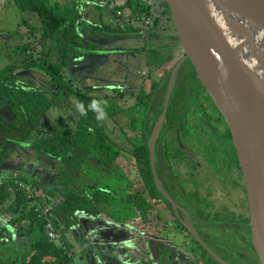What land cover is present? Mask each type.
<instances>
[{"label": "trees", "instance_id": "obj_1", "mask_svg": "<svg viewBox=\"0 0 264 264\" xmlns=\"http://www.w3.org/2000/svg\"><path fill=\"white\" fill-rule=\"evenodd\" d=\"M10 1L21 13L19 25L28 30L30 37L37 35L34 40L40 44V50L36 57L32 54L23 57L21 65L0 71V142L5 145L0 147V169L33 135L51 108H59L73 100L76 117L73 129L55 125L50 136L38 138L31 147L28 159L43 156L50 162H57L61 173L54 181L43 186L37 180L29 182L27 175L19 171L3 177L0 216L9 215L10 220L0 229V248L12 240L22 246L14 260L3 259L0 255V264H74L75 255L65 234L84 228L81 217L88 220L87 238L94 239L90 236L100 229L106 230L107 239L113 238L110 244L115 263L149 264L152 258H145L151 257L147 233L154 235L158 217L156 208L165 202L155 187L149 161L151 131L135 133L131 140L130 137L115 140L97 118L99 114L115 118L114 109L107 108L111 102L95 101L88 96L99 88H75L71 75L72 68L81 65L84 58L104 55L99 44L88 37L96 39L94 34H104L108 29L83 21L84 5L73 3L71 9L63 10L48 0ZM118 9L129 18L150 16V7L144 0H126ZM33 16L39 20V26H32L30 18ZM153 23L157 24L156 19ZM111 31L132 34L138 29L127 26ZM30 46L17 47L25 53L30 51ZM170 59L169 56L164 61ZM16 69L34 70L42 79L33 78L36 83H30L31 78L17 76ZM179 82L180 75H177L176 88ZM171 95L168 107L175 96ZM169 109L165 114L164 129L176 128L180 118L174 109ZM133 127L130 125L131 129ZM229 137L231 139L230 133ZM232 152L236 157L234 150ZM20 182L32 188L34 202L28 200L27 194L18 187ZM38 191L43 192L50 207L49 218L60 233L61 239L57 243L47 240L44 219L38 218L34 211L35 207L41 206Z\"/></svg>", "mask_w": 264, "mask_h": 264}, {"label": "rangeland", "instance_id": "obj_2", "mask_svg": "<svg viewBox=\"0 0 264 264\" xmlns=\"http://www.w3.org/2000/svg\"><path fill=\"white\" fill-rule=\"evenodd\" d=\"M48 1L51 4H56L58 7H60L63 10L67 9V7L68 9H71L73 3H75L73 0H68V2L70 1L69 3L67 2V0H48ZM109 1H112L118 7H121L124 5L125 3L124 1L126 0H118V1L109 0ZM84 9H86V13H85L86 18L89 16H90L89 18L92 17L94 18V19L92 18L95 21L94 26L100 27L103 25L108 30L107 32H104V34H98V33L94 34L96 39L88 37L91 41L97 42L99 44V47L104 52V55L93 58H84L82 60L83 62L81 61L82 62L81 65H79L78 67H73L72 68L73 73L71 74L73 75L75 80V82H73L74 84L73 86L75 88H77L78 86L79 89H84L87 86L103 87L106 85L107 87V83L109 82V84L113 86V88L115 89L107 90L102 88L103 90L101 89L99 91L92 92L88 96L94 98L95 101L97 100L99 102H111L112 104L110 103L109 105H107V108L110 110L114 109L117 115L115 116L114 119H109L106 116H102L99 114L97 118L102 122L105 130H107L115 140H126L128 137H130V140L134 139L135 133L138 132L141 133L142 131L143 128L142 123H144L146 117L145 106L148 104L143 102L137 105L139 101L135 99V97L139 96L140 98L139 100H141V98L144 95H142L143 93L139 94V92L140 90H142L140 85L142 84L143 78L146 77V79H148L150 78L149 76L156 78L153 69H155L157 67V64L161 62L162 57H165L167 54H169L172 51L171 49L173 48L174 43L176 44V46L178 45L175 38L174 29L170 22L168 24L164 23L165 25L164 29L170 27V30L169 31L164 30L162 32L158 30L159 24L155 25L153 23V30H152L153 32H152L151 28L149 27V21H148V25H145V23H143L142 25L140 24L137 25L136 23L132 22L130 27L133 29H138V32L136 33L137 36L135 35L131 37H125L123 39L122 37L126 36L127 34L126 35L115 34L111 30L113 28L124 29L127 23L115 19L113 14H112L113 23H110L111 21L109 22L107 20V14L110 12L100 7L84 4ZM83 15H84V11H83ZM21 20H22L21 13L17 10L13 2H11L10 0H0V71L8 66L17 67L21 65L23 57H27L29 54H32L34 57H36L37 53L40 50V44L36 40H34L35 37H37V35L34 38L30 37L28 30L22 25H19ZM30 20L32 26L40 25L39 20L36 17L33 16L32 18H30ZM83 21L87 23L86 19H83ZM117 22H119L120 24H118ZM150 23H152L151 20ZM157 30L158 33L156 32ZM16 32L19 33L18 36H16L17 35ZM143 34L149 37L152 36V34H155V37L157 38L159 36L160 39H158L157 42L151 41L149 37L144 38L142 36ZM138 36L140 38L143 37L142 38L143 41L140 40ZM166 36H172L174 38V41L166 40V39L163 40L164 39L163 37ZM23 44H30L31 45L29 49L30 51L25 53L21 52L20 47L18 48L17 46H21ZM145 44L148 45V47H153L156 44L155 45L156 48L154 47V50L155 49L158 50L156 56L152 55V58L155 60L152 59L153 60L151 64L152 70H150L152 71V73H150L148 76L143 71H140L141 69H145L147 67L146 58L144 57L143 54H141V51L142 49H144ZM179 57H181V55ZM173 66L174 63L168 65L167 68L169 72L172 71ZM14 72L17 76H23V77L31 76L34 79L37 78V80L39 81L40 79H42L40 74L34 72V70L31 69L28 70L16 69ZM34 79H32L33 83L35 82ZM183 84L184 83L182 81V85ZM81 86L83 87L81 88ZM156 89L150 88L149 95L151 96L152 94H154V91L156 94ZM174 89L176 92L174 91ZM171 94H170L171 96L174 95L175 96L174 98H172L173 102L171 103L170 101L169 107L167 106V108H170L169 110L174 109L173 106L175 101L177 100L176 96L178 95V89L176 88V83L175 85L173 84L172 86ZM146 99L145 101H149V96L146 97ZM72 106H74V101L70 100L66 102V105H62L59 108L58 107L51 108V110L48 112L46 117L41 120L36 130L34 131L33 135H31L26 140L24 145L20 146L16 150V152L10 157V159L7 162L8 170L14 169L12 172L19 171L20 174L27 175L29 182H31L32 180H37L43 186L48 185L50 182L54 181L61 173V169L57 164V162H50L43 156H40V158L32 157L29 159L28 157H30L29 153L31 151V147L34 141L37 140L38 138H46L50 136L53 132V128L55 125H62L63 127L71 126V129H73V126L75 125L76 116H75V112L72 109ZM216 112L218 113V111ZM190 113L191 112H188L189 116ZM196 113L197 115H199V118L205 120L206 117L204 115L205 113L201 114L200 111L198 110H196ZM170 114L168 116H170ZM6 117L8 118L9 114ZM210 117H211V124L217 126L219 128V131H221L223 127L227 128L223 120L221 121L215 120L214 112L210 115ZM152 119L151 121H149V128L152 127V125L154 124V120ZM190 122L192 123V120ZM193 122H197L196 124L192 123V126L195 128L194 130L197 131H195L192 135L183 138L182 140H184V142L180 143V145L185 146L184 148L186 149L187 155L192 157L195 162L197 161V163H199L201 167L203 166V164L206 167L207 165H209L208 170L211 173L210 176L211 180L206 184L205 186L206 189L202 190V193L206 194V192H209L210 188L207 185H209L210 182L214 183L215 191H213L212 193L215 192V197L216 199H218L217 204L218 205L222 204V207L218 208V211L224 212L222 214L224 216L227 215L225 216V219H227L229 222L233 221L232 224H238V223L249 224V207H248L247 196H246L241 173L238 177V180L234 182V177H232V175L228 173V171H225L223 167L217 169L218 162L216 160V156L220 155L218 139L215 136H213L211 132L206 130L204 126L200 124L202 122L195 119H193ZM132 124L134 126L133 129L130 128V125ZM2 146L5 145L0 142V147ZM212 150L215 151L214 156L212 154ZM172 163H173V172L175 178L177 180L182 181L183 184L182 183L180 184L182 189L188 195H192L195 190L192 185H189L190 181L188 179L191 174L189 172V165H187V163L184 162V160H181L179 158L172 160ZM125 166H127V164H125ZM125 169L128 170V168ZM223 172L225 173L224 178H222L221 175H220L221 177L219 176V174H222ZM7 173H8L7 170L3 171L4 176H7ZM37 195L41 205H46V200L43 192L38 191ZM204 196L207 198L208 201L212 200L211 195L210 196L204 195ZM163 217L164 218L162 220L163 222L162 224L164 228L166 230L168 229V231L171 230L173 234H175L177 232L176 229H178L179 227L176 226V224L171 219V217L169 216H163ZM9 220H10L9 215L0 216V228H2L1 226H4ZM103 225L107 226V224L105 223H103ZM93 232H96V230H94ZM147 234L149 235L150 238L148 241V247H149L148 249L152 248V251L154 253L156 248L158 247V243L156 242L157 238L154 235H152L151 232ZM80 235L81 236H79L77 239L78 240L77 245L83 247L84 245L87 244V247L85 246V248L83 249L84 260L92 259V264L93 263L105 264L106 262L107 263L110 262L111 259H109V256L112 253V249H111L112 244L110 245L108 243L109 242L112 243L113 238L107 239L108 241L102 242L101 246L98 247L97 243L95 242L93 243L94 241L93 238L89 239L86 236H83V233L81 234V232ZM216 235L220 240L223 241L227 240L233 243H238L239 245H243L244 249L240 247L235 248L234 246H230V245L228 246V249H232V251L235 249V251L241 252L238 255L241 259L243 258L244 253H247V263L250 264L251 262V264L252 263L258 264V261L255 258L254 254L252 253V251L249 250L251 248L250 246H252L250 227L247 228V230L240 232V234H236V233L232 234L230 233L229 230H226L225 232L217 233ZM161 238L163 239V243H162L163 246L165 245L168 248V246L172 245V241H170L166 236L162 235ZM184 240L186 242V245L188 242L190 243V246L187 247L188 248L187 251L185 250L179 251L178 248L177 251L175 250V255H173L172 254V251H174L173 249H168V250L163 249L164 251L163 255H165V260L168 261V263L163 262L164 264H172V263L173 264H204V261L201 258L200 249L194 246V244L191 243V241H189L187 237H185ZM5 243H6L5 249L8 250L9 245H7L8 244L7 242ZM174 245H176L175 242L173 243V246ZM149 251L151 254V250ZM10 256L11 254L7 253V251L3 253V257L7 259ZM145 258L150 259L151 257L147 255V257ZM151 261L149 264H155L153 259H151ZM235 264L238 263L236 262Z\"/></svg>", "mask_w": 264, "mask_h": 264}, {"label": "water", "instance_id": "obj_3", "mask_svg": "<svg viewBox=\"0 0 264 264\" xmlns=\"http://www.w3.org/2000/svg\"><path fill=\"white\" fill-rule=\"evenodd\" d=\"M162 2L183 58L170 73L163 107L149 137L154 184L170 200L154 174L153 146L179 67L188 61L231 135L248 201L252 248L259 264H264V45L254 49L250 43L255 28L264 35V0ZM243 16L253 23L252 32L238 25ZM186 229L202 244L192 228ZM106 233L100 229L90 237L100 247L107 241Z\"/></svg>", "mask_w": 264, "mask_h": 264}, {"label": "flooded vegetation", "instance_id": "obj_4", "mask_svg": "<svg viewBox=\"0 0 264 264\" xmlns=\"http://www.w3.org/2000/svg\"><path fill=\"white\" fill-rule=\"evenodd\" d=\"M182 58L183 55L181 59ZM192 68L193 67L189 64L188 61H184L180 66L178 72V75H180V82L177 83L178 95L177 100L174 103V112L176 113V115H179L180 118L177 122L176 128L174 127L164 129L163 121V124L155 138L153 146L154 174L157 177L159 185L170 199L167 200L155 186L158 192L165 199V202H163L156 208V214L158 217L154 223V236L157 238L156 242L158 243V247L153 253L154 263L161 264L162 259L165 256L162 254L163 251L159 249L161 248V246H163V239L161 237L162 235H164L170 241H172V245L168 246L167 249H173V255H175V250L177 251L178 248L179 251H187V247L190 246V243L188 242L186 245V242L184 240V238L187 237L189 241L194 244V246L200 249L201 258L203 259L204 264H220L217 260H220L225 264H235L236 262L238 264H248L247 253H244L243 258L241 259L238 256L241 252H237L235 251V249L233 251L232 249H228L229 245L234 246L235 248L240 247L244 249L243 245H239L238 243H233L227 240H220L218 239V236L216 234L221 232L223 233L226 230H229L232 234H240V232H243L244 230H247V228H249V224H232L233 221L229 222L227 219H225V216L227 215L224 216L222 214L224 212L218 211V208L222 207V204H217L218 199H216L215 197V192L212 193L213 191H215L214 183L210 182L209 185H207L210 188V190L207 189L209 190V192H206V194L202 193V190L206 189V184L211 180V173L208 170L209 165H207L206 167L203 164V166L201 167L200 164L197 163V161L195 162L192 157L187 155L186 149L184 148L185 146L180 145V143L184 142V140H182L183 138H186L197 131L194 130L195 128L192 126V123H197L193 122V119L199 120L200 122H202L200 124L218 139L220 155L216 156V160L218 162L217 169L223 167L225 171H228V173H230L232 177H234V182L238 180L241 172L238 168L237 159L232 152L234 149L229 137L228 128L223 127V129L219 131V128L217 126L211 124L210 115L213 112L215 113L216 121H221L223 119L216 112L217 109L215 108L199 82L196 80L194 69ZM182 81L184 83L183 85ZM156 100L157 97H155V93L149 97V101L147 102L145 101V99H138L139 102L137 103V105L143 102L148 103L145 106L146 117L144 123H142V133H148V130L152 132L155 126L157 120L152 125V127H150L151 129L149 128V121H151L152 118V120H155L158 113L155 111L156 106L154 105L156 104ZM196 110L200 111L201 114L205 113V120L199 118ZM188 112H191V117L189 116ZM191 120L192 123L190 122ZM171 149H173L174 151ZM213 150L212 154L214 156L215 151ZM177 158L184 160V162L189 165V172L191 174L188 179L190 181V184H188L192 185L195 190L192 195H188L182 189L180 185L182 181L177 180L174 176L172 160ZM220 175L222 176V178H224L225 173L223 172L222 174H219V176ZM204 195H211L212 200L208 201ZM163 216L171 217L176 226L179 227L178 229H176L175 227V229L177 230L176 233L174 232L175 234H173L171 230L168 231V229L166 230L164 228L162 224V220L164 218ZM186 227L192 228L202 244L198 243V241L190 234ZM174 242L176 244L174 245L176 248L173 246ZM250 247L251 248L249 250L254 254L252 246Z\"/></svg>", "mask_w": 264, "mask_h": 264}, {"label": "crops", "instance_id": "obj_5", "mask_svg": "<svg viewBox=\"0 0 264 264\" xmlns=\"http://www.w3.org/2000/svg\"><path fill=\"white\" fill-rule=\"evenodd\" d=\"M115 1H118V0H115ZM145 1V3H146V5L147 6H149L150 7V16L149 17H153V19H156V22H157V24H159V28H158V30L159 31H164V30H167V31H169L170 30V27L169 28H167V29H164L165 28V25H164V23H169V19H168V17H167V15L165 14V10H164V8H163V6L161 5V3L158 1V0H144ZM67 2H68V0H67ZM70 2V1H69ZM68 2V3H69ZM125 2V1H124ZM150 2H152V4H150ZM150 4V5H149ZM70 7V6H69ZM64 10H68V7H67V9H64ZM164 12V13H163ZM86 13V9H84V15H83V19H86L87 20V23H92L93 25H95L94 23H95V21L92 19V18H89V17H85V14ZM112 19V20H111ZM158 19V20H157ZM107 20L110 22V23H113V16L110 14V13H108L107 14ZM109 23V24H110ZM158 30L156 31L157 33H158ZM172 31V30H171ZM161 32V33H162ZM121 35V34H120ZM122 35H126V34H122ZM137 36V34L136 33H132V34H127L126 36H123L122 38L124 39L125 37H131V36ZM144 38H146V37H149V36H146V35H142ZM142 37V38H143ZM138 38L140 39V40H142V38H140L139 36H138ZM150 39H151V41H155V42H157V40L158 39H160V37L158 36L157 38L155 37V34H152V36H150L149 37ZM164 39L163 40H172V41H174V38L172 37V36H166V37H163ZM161 40H162V38H161ZM143 41V40H142ZM160 41V40H159ZM155 42H153V43H155ZM156 45V44H155ZM153 46V47H148V45H146L145 44V46H144V49H142V51H141V54H143L144 55V57L146 58V63H147V67L145 68V69H141L140 71H143L144 73H146V75L148 76L150 73H152V71H150V70H152V62H153V60H155V59H153L152 58V55L153 56H156V53H157V51L158 50H154V47L156 48V46ZM172 51L169 53V54H167L165 57H162L161 58V62H159L158 63V66L155 68V69H153V71H154V74H155V76H156V78H153L152 76H149L150 78H148V79H146V77L145 78H143V81H142V84L140 85V87L142 88V90H140V92H139V94H141V93H143L142 95H144L142 98H141V100H144V99H146V97H150V95H149V93L147 94V92H149L150 91V88H157L156 89V94H155V97L157 96V100H156V104H154L156 107H155V111L156 112H158L159 111V109H160V107H161V103L163 102V99H164V97H165V93H166V77L167 76H169L170 75V73L171 72H169L168 71V65L169 64H172V63H174V66L179 62V60L181 59V57H182V53H181V48L177 45L176 46V44L174 43L173 44V48L171 49ZM108 52V51H107ZM108 54V53H107ZM181 55V57H179ZM158 56V55H157ZM171 57V59L170 60H168V61H164L165 59H167L168 57ZM108 58V57H107ZM153 59V60H152ZM177 61V62H176ZM154 65V64H153ZM182 65V64H181ZM174 66L172 67V69L174 68ZM154 68V67H153ZM179 69H180V67H179ZM178 72H179V70H178ZM177 75H178V73H177ZM176 75V76H177ZM23 77V76H22ZM24 77H29V78H31L29 81H30V83H33L32 82V77L31 76H24ZM152 77V78H151ZM145 80V81H144ZM147 81H148V83H147ZM175 81H176V78H175ZM174 81V82H175ZM108 82V81H107ZM34 83H36V82H34ZM108 85H110L109 84V82L107 83V87H106V85L105 86H103V87H96V86H92L93 88H99L100 90L102 89V88H104V89H115V88H113V86H108ZM146 86V87H145ZM87 87H90V86H87ZM103 90V89H102ZM96 91H99V90H95L94 92H96ZM145 91V92H144ZM107 93H108V91H107ZM154 93H155V91H154ZM135 99H140L139 98V96H136L135 97ZM8 162V161H7ZM7 162L1 167V169H0V176H2V177H7V176H9V174L14 170V169H12V170H8V165H7ZM4 170H7L8 171V173H7V176H4L3 175V171ZM57 200V199H56ZM47 205V204H46ZM45 205V206H46ZM47 206H49V205H47ZM50 208V207H49ZM87 219L86 218H83V217H81L80 218V222L81 223H84V228H77L76 230H75V232L74 233H70V232H68V233H66L65 234V237H66V240H67V242L72 246V249H73V252H74V255H75V257H74V264H92V259H87V260H84V258H83V255H84V251H83V249L85 248V246L87 247V244L86 245H84L83 247H80V246H78L77 244H78V237L79 236H81L80 235V232H81V234L83 233V236H86L85 235V230H87L88 231V223H87ZM6 225V224H5ZM2 228H3V226H1ZM1 229V228H0ZM58 231V230H57ZM59 232V231H58ZM8 244L7 245H9V249L8 250H6L5 249V246H6V243H5V245L2 247V248H0V255L2 256V258L3 259H7V258H5V257H3V253L5 252V251H7V253H9V254H11V256L10 257H8V259H11V260H14L15 258H16V256L17 255H19L20 254V252H19V248H21V243H16V242H14L13 240L11 241V242H7ZM92 243V242H91ZM108 244H110V242L108 243ZM111 245V244H110ZM151 247V246H150ZM159 249H161L162 251H163V249L164 250H166L167 249V247L164 245V246H161V248H159ZM21 250V249H20ZM150 250H151V258L153 259L154 257H153V251H152V248H150ZM160 250V251H161ZM168 250V249H167ZM161 251V252H162ZM162 254H164V251H163V253ZM109 259H113V255H112V253L110 254V256H109ZM110 260V262L109 263H105V264H118V263H115L113 260L111 261ZM153 261H154V259H153ZM168 263V261L167 260H165V256H164V258L162 259V262H161V264H164V263ZM94 264V263H93Z\"/></svg>", "mask_w": 264, "mask_h": 264}, {"label": "built area", "instance_id": "obj_6", "mask_svg": "<svg viewBox=\"0 0 264 264\" xmlns=\"http://www.w3.org/2000/svg\"><path fill=\"white\" fill-rule=\"evenodd\" d=\"M73 1L77 4H83V5L87 4V5H92L95 7H100V8L105 9V10L109 11L111 13V15L113 14L115 19L127 23V25L125 24L126 25L125 27L131 26L132 22L136 23L137 25L138 24L142 25L143 23H145V25H148V21H149V27L151 28V31L153 30V19H152V17H146V18L144 16L142 18L126 17L123 14V12L118 9V6L116 4H114L112 1H109V0H73ZM158 1L163 6L162 0H158ZM150 4H152V2H150ZM163 8L165 10V14L167 15V11H166L164 6H163ZM150 20L152 21V23H150ZM117 23L120 24L119 22H117ZM3 179H4L3 177H0V184L3 182ZM18 187L20 189H22L27 194L28 200H32L33 202L35 201L34 200V194L32 192L33 190L27 183L20 182V183H18ZM34 211L37 213L38 218L44 219L43 228H44V233H45V237L47 238V240L51 243H57L58 241H60V239H61L60 233L56 230L52 221L49 218L50 217L49 206H47V205L46 206L41 205L40 207L37 206V207H35Z\"/></svg>", "mask_w": 264, "mask_h": 264}, {"label": "bare ground", "instance_id": "obj_7", "mask_svg": "<svg viewBox=\"0 0 264 264\" xmlns=\"http://www.w3.org/2000/svg\"><path fill=\"white\" fill-rule=\"evenodd\" d=\"M238 25L241 26V28L249 33V32H252V26H253V23L249 22V18L247 16H243L241 18V20H239L238 22ZM257 30H253V35H252V40H250L249 42L252 44V47L254 49H259L262 47V45H264V35L259 31L260 29L258 28H255ZM157 97V96H156Z\"/></svg>", "mask_w": 264, "mask_h": 264}]
</instances>
